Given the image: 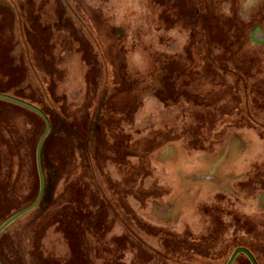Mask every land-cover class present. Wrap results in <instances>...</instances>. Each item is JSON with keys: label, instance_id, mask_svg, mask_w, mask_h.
Segmentation results:
<instances>
[{"label": "rangeland", "instance_id": "obj_1", "mask_svg": "<svg viewBox=\"0 0 264 264\" xmlns=\"http://www.w3.org/2000/svg\"><path fill=\"white\" fill-rule=\"evenodd\" d=\"M0 91L7 264L264 260V0H0Z\"/></svg>", "mask_w": 264, "mask_h": 264}, {"label": "water", "instance_id": "obj_2", "mask_svg": "<svg viewBox=\"0 0 264 264\" xmlns=\"http://www.w3.org/2000/svg\"><path fill=\"white\" fill-rule=\"evenodd\" d=\"M0 100L2 101H6L12 104H16L19 105L21 107L27 108L35 113H37L38 115H40L46 122V130L44 135L42 136L39 145H38V149H37V167H38V174H39V179H40V192L39 195L37 197V199L35 200V202L33 204H31L30 206H28L27 208L19 211L18 213H16L15 215H13L11 218H9L6 222H4L1 226H0V235L10 226L12 225L15 221H17L20 217H22L23 215H25L26 213L30 212L31 210H33L34 208H36L38 206V204L41 202L44 193H45V180H44V174H43V168H42V159H41V154H42V148H43V144L46 140V137L48 136L49 132H50V122L48 117L46 116V114L40 110L38 107H36L35 105L26 102L24 100L12 97L10 95H5L0 93ZM240 254H244L249 261L251 262V264H259L258 261L256 260V258L254 257V255L247 249L244 247H239L237 249H235L231 256L229 257L228 261L226 264H233L234 261L236 260V258L240 255ZM0 264H4L1 260H0Z\"/></svg>", "mask_w": 264, "mask_h": 264}, {"label": "trees", "instance_id": "obj_3", "mask_svg": "<svg viewBox=\"0 0 264 264\" xmlns=\"http://www.w3.org/2000/svg\"><path fill=\"white\" fill-rule=\"evenodd\" d=\"M0 92H2V91H0ZM2 93H4V94H9V93H5V92H2ZM13 95H15V94H13ZM16 96H17V95H16ZM18 97H19L18 99H22V100H24V101L29 102V100H27V99L24 98V97H20V96H18ZM0 101H2V100H0ZM2 102H6V101H2ZM6 103H8V104H12V103H9V102H6ZM29 103H32V102H29ZM32 104L34 105V103H32ZM12 105L15 106V107L22 108V109H24V110H27V111L32 112L31 110H29V109H27V108H24V107H21V106H19V105H16V104H12ZM43 111H44V110H43ZM32 113H34V114H36L37 116H39V115H38L37 113H35V112H32ZM39 117L41 118V116H39ZM42 119H43V118H42ZM34 201H35V199H34L32 202H30V204H28L27 206H25V207H23V208H21V209L15 211V212H13L12 214H10V215L5 219L4 222H6L9 218H11L13 215H15L16 213H18L19 211H21V210L27 208L28 206H30L31 204H33ZM43 202H44V201H43ZM43 202L41 203L42 205H43ZM41 204H40V205H41ZM42 208H43V206H42ZM249 249H250V248H249ZM250 250H251V249H250ZM251 252H252L253 255L255 256V258L257 259V261H258L259 264H264V260H263V257H261V255L257 254L256 251L253 252V251L251 250ZM241 255L244 256V257L248 260V258H247L244 254H241ZM0 260H1L4 264H7V262H5L1 257H0ZM248 262H249V264H251L249 260H248Z\"/></svg>", "mask_w": 264, "mask_h": 264}]
</instances>
